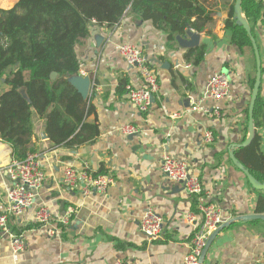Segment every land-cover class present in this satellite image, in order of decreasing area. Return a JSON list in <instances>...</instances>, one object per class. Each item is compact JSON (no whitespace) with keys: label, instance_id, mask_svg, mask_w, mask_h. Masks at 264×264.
Listing matches in <instances>:
<instances>
[{"label":"crops","instance_id":"0c3cea01","mask_svg":"<svg viewBox=\"0 0 264 264\" xmlns=\"http://www.w3.org/2000/svg\"><path fill=\"white\" fill-rule=\"evenodd\" d=\"M198 1L212 12V21L201 33L193 30L194 39L178 34L170 39L151 21L129 12L114 26L93 24L76 52L79 72L89 81L85 122L97 128L98 135L83 145L57 147L45 134V119L33 117L31 145L45 178L32 206L7 221L10 232L22 236L24 249L13 254L7 235L0 231V264H182L201 225L197 211L201 201L214 204L223 223L255 213L259 199L264 208V193L251 189L228 156L232 145L248 135L247 110L256 73L253 49L239 50L224 27L231 11L234 15V0ZM15 3L0 0V9L9 10ZM252 36L262 66L261 107L254 131L264 155V9ZM120 44H138L157 76L158 92L146 113L127 100L128 88H140L142 82L137 70L118 54ZM202 45L201 63L186 61V53ZM221 72L229 77V95L218 103L207 100L192 111L208 79ZM7 89L0 79V94ZM214 108L219 109V118L209 116ZM126 125L138 132L122 134ZM206 132L212 133L211 143L204 140ZM165 156L186 163L189 174L201 182L200 197L166 179L160 171ZM13 159L11 146L0 139V215L7 207L5 190L11 184L7 168ZM68 167L110 176L114 184L104 194L84 196L81 182L73 187L63 183ZM40 207L54 219L69 208L73 213L67 225H57L58 233L48 236L34 221ZM147 210L162 220V235L155 241L139 231ZM189 214L196 215L195 224L189 223ZM263 263L261 221L235 222L223 229L204 260V264Z\"/></svg>","mask_w":264,"mask_h":264},{"label":"trees","instance_id":"16d2710c","mask_svg":"<svg viewBox=\"0 0 264 264\" xmlns=\"http://www.w3.org/2000/svg\"><path fill=\"white\" fill-rule=\"evenodd\" d=\"M15 1L13 8L0 9V79L8 87L0 94V139L11 146L15 160L35 153L31 145L35 115L45 119V134L57 147L83 145L98 135L97 128L85 122L87 102L69 82L80 70L76 47L89 37L93 24L111 27L129 12L151 21L173 39L187 30L201 33L212 21V12L198 0ZM241 8L252 33L262 17V0H243ZM224 27L231 31V42L239 50L252 48L232 11ZM204 52L203 45L195 47L185 59L198 65ZM52 73L56 74L54 78ZM260 105L257 96L255 126ZM234 155L258 181L264 182L260 177L264 176V155L257 135ZM261 203L259 199L257 212L264 210Z\"/></svg>","mask_w":264,"mask_h":264},{"label":"built area","instance_id":"2783aa9c","mask_svg":"<svg viewBox=\"0 0 264 264\" xmlns=\"http://www.w3.org/2000/svg\"><path fill=\"white\" fill-rule=\"evenodd\" d=\"M262 4L264 6V0ZM117 51L129 66L137 70L142 82L140 88H128L127 100L139 112L146 113L151 106V99L158 92L157 76L138 44H120ZM78 74L84 76L82 72ZM229 91L228 75L223 72L213 74L207 81L205 93L192 103L191 110L198 111L199 105L207 100L218 103L229 95ZM220 114L219 109L214 108L209 116L219 118ZM121 132L130 136L136 134L138 130L134 126L126 125L121 128ZM204 140L211 143L212 133L206 132ZM160 171L170 182L180 185L188 195L200 197L203 194L201 182L189 174L185 162L165 156L160 165ZM7 174L11 184L5 190L7 207L5 213L0 215V231L7 235L11 251L16 254L24 249V241L21 235L10 232L7 221L10 217L22 216L32 206L38 191L42 188L45 176L36 154H28L23 160L13 159L7 168ZM78 182L82 184L81 191L84 196L92 192L104 194L108 187L114 184L110 176L93 175L86 168L82 170L66 168L63 174L65 186L73 187ZM197 211L201 215V225L194 233L189 252L182 264H199V257L207 240L223 223L220 211L212 203L201 201L197 205ZM72 213V209L69 208L62 217L54 219L47 208L40 207L34 213V221L48 236H53L58 233L56 226L67 225ZM187 218L190 224H195V214H189ZM139 231L148 241L159 239L162 235L161 218L152 210L145 211L139 224Z\"/></svg>","mask_w":264,"mask_h":264},{"label":"water","instance_id":"95a60500","mask_svg":"<svg viewBox=\"0 0 264 264\" xmlns=\"http://www.w3.org/2000/svg\"><path fill=\"white\" fill-rule=\"evenodd\" d=\"M243 0H236L234 3L233 7V12H234V19L236 25L240 26L243 28V30L246 32L248 35L251 46L253 49L254 57H255V66H256V73H255V78H254V83L250 95V100H249V105H248V123H247V131L248 135L245 138L243 142L240 144H235L232 145L231 151L229 152L228 156L232 164L244 175L248 185L251 187L253 191L256 192H261L264 193V182L258 181L250 172L248 169H246L235 157L234 152L236 149L239 148H245L250 143L252 142L254 136H255V131H254V120H253V111H254V106L255 102L259 93L260 85H261V77H262V66H261V58L259 54L258 47L256 45V42L254 40V37L252 36L251 33V28L245 19L243 13H242V8H241V3ZM193 31L187 30L183 36L186 35H191L192 37ZM194 39V37H192ZM196 39V37H195ZM56 76L55 73H52L51 77L54 78ZM82 77V78H81ZM77 79V80H76ZM75 80V81H74ZM70 84L76 89V91L81 95V97L85 100L87 90H88V78L83 77V76H78L77 78L69 79ZM153 98L151 99L152 103ZM251 221H261L264 222V213H251L249 215H241L237 216L234 219L230 220L227 223L221 224L209 237L207 240V243L205 247L203 248L200 257H199V264H204V260L206 257V254L208 250L210 249L213 241L217 237V235L225 228H228L232 223L235 222H251Z\"/></svg>","mask_w":264,"mask_h":264}]
</instances>
